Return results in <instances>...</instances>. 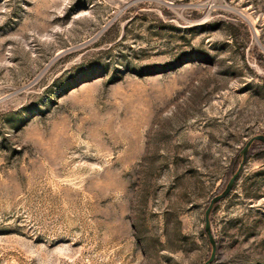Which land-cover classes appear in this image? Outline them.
Instances as JSON below:
<instances>
[{
  "label": "rangeland",
  "instance_id": "rangeland-1",
  "mask_svg": "<svg viewBox=\"0 0 264 264\" xmlns=\"http://www.w3.org/2000/svg\"><path fill=\"white\" fill-rule=\"evenodd\" d=\"M264 134V0H0V264H205L211 199ZM210 264H264V145Z\"/></svg>",
  "mask_w": 264,
  "mask_h": 264
},
{
  "label": "water",
  "instance_id": "water-1",
  "mask_svg": "<svg viewBox=\"0 0 264 264\" xmlns=\"http://www.w3.org/2000/svg\"><path fill=\"white\" fill-rule=\"evenodd\" d=\"M256 141H260V142L264 143V134H256L248 140L247 144L245 145V147L241 151V160L239 161L237 169L232 172V175H231L230 179L228 180L223 191L220 192L219 194L215 195L211 199L210 204H209L208 208L206 209V212H205V230H206V233H207L209 240L212 244V254H211V257L205 262V264H210L214 260L215 255H216V249H217V241H216L215 236L213 234L212 224H211L212 210H213L216 203H218L221 200H223L224 198H226L231 193V191L233 190L235 183L238 180V178L242 172L243 166L248 159L249 151H250L252 145Z\"/></svg>",
  "mask_w": 264,
  "mask_h": 264
},
{
  "label": "trees",
  "instance_id": "trees-1",
  "mask_svg": "<svg viewBox=\"0 0 264 264\" xmlns=\"http://www.w3.org/2000/svg\"><path fill=\"white\" fill-rule=\"evenodd\" d=\"M261 143H263V142H261ZM263 145H264V143H263ZM228 175H229V177L231 176V171L228 172Z\"/></svg>",
  "mask_w": 264,
  "mask_h": 264
}]
</instances>
